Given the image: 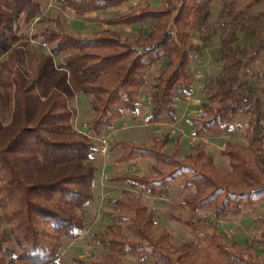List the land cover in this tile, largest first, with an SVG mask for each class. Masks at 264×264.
Returning a JSON list of instances; mask_svg holds the SVG:
<instances>
[{
    "label": "trees",
    "instance_id": "obj_1",
    "mask_svg": "<svg viewBox=\"0 0 264 264\" xmlns=\"http://www.w3.org/2000/svg\"><path fill=\"white\" fill-rule=\"evenodd\" d=\"M129 1L59 0L63 10L76 14ZM212 2L137 3L102 20L110 26L149 24L145 37L130 41L108 29L88 37L68 34L60 18L40 19L43 0H0V264H55L66 239L77 240L85 231L98 146L73 126L69 101L75 92L68 74L91 97L88 132L100 137L125 116H136L138 95L160 62L145 123L171 125L175 102L194 87L189 66L202 51L195 40L207 44L215 34L221 67L202 88L204 115L191 119L194 136L230 134L236 117L244 114L246 143L227 141L221 155L228 168H221L203 143L180 159L179 140L166 153L167 135L149 145L112 142L110 149L120 153L115 162L148 160L150 172H116L109 179L128 189L109 198V224L91 236L103 253L72 262L125 264L130 255L150 258L152 264H264L251 246L225 243L216 224L196 218L208 211L216 220L239 217L264 203V0H223L215 22L209 21ZM35 20V32L28 35ZM177 180L184 195L176 207L186 217L172 218L188 229L189 239L175 244L143 197H166ZM259 223L258 238L264 240V217Z\"/></svg>",
    "mask_w": 264,
    "mask_h": 264
},
{
    "label": "rangeland",
    "instance_id": "obj_2",
    "mask_svg": "<svg viewBox=\"0 0 264 264\" xmlns=\"http://www.w3.org/2000/svg\"><path fill=\"white\" fill-rule=\"evenodd\" d=\"M222 1L223 0H213L209 15L210 22H215L220 18ZM145 2H150L153 5H159L161 0H133L131 4H144ZM126 7L128 8V5H126ZM121 13H123L122 10L108 14H105L104 11H102L97 15L76 14L70 10H63L59 0H43V13L40 16V19L45 20L46 18L58 17L68 34L74 35L79 33L84 37H88L91 33L105 28L101 20L117 17L122 15ZM37 24V20L32 22L31 26L27 30L28 35L35 32ZM117 27L118 28L115 30H117L123 38L130 41H136L145 37L149 24L125 28L123 26ZM195 43L202 47V51L200 55L192 57V61L189 66V72L194 80L192 94L189 97L180 95L178 101L175 102V105H178L180 101L178 107L175 108L177 120L176 126L167 127L165 129V133H172L175 136V138L172 139L173 142H175V140L179 137L180 159L189 153L195 144L203 143L213 158L214 163L218 167L228 168V160L221 155V149H223V145H225L224 143L227 141L237 142L239 144L246 143L243 126H245L248 116L244 114L238 115L232 132L230 134H223V138L218 141L210 139H208V141L207 139L204 140V137L197 138L194 136V127L191 124V119L200 116V105L205 102L202 88L207 83L208 78L215 76L221 67L220 63L217 61L219 34H215L211 41L207 44H201L197 40H195ZM35 46L37 51L42 50L38 45ZM198 61H201V65L197 64ZM56 62H58V58L56 59ZM162 67V63H157L153 70L149 72L147 78L150 79L154 71L159 72ZM68 75L70 84L75 92V96L69 101V105L74 114L78 115L77 125L81 127L82 121L88 120V107L90 109V113L92 114L90 103L87 102V99L90 101L91 97L78 90L76 77L72 76L70 73ZM251 88L255 92L257 91V86L252 85ZM140 120L141 119H139V122L136 124V127L143 126V121ZM121 121L122 119L118 121V124ZM131 122L132 120H130L129 124H131ZM77 129H79L77 131L81 133L86 132L84 125ZM134 132L137 134L144 133L146 131L136 128ZM149 134L153 136L157 135L156 130H152ZM127 135V132H121L119 136L123 137L125 140H129L130 138ZM167 152H169V150ZM114 155V151L108 153L107 159L112 161ZM95 164L97 166L96 162ZM98 169L99 171L95 176L92 189L93 200L85 206V231L80 239L72 241L66 239V242L61 250L60 257L55 264H73V259L90 260L94 256L103 253L100 246L92 243L91 236L92 234L103 232L105 226L109 224L107 213L113 210L109 198H115L109 196L110 193H118V187L122 185V183H120V185L115 183L110 184L107 176L105 178L102 176L104 173L102 168L99 167ZM128 169L127 173L130 172V168ZM115 186H117L116 189H114ZM126 189H128L127 185ZM183 195L184 192L182 190L181 182L177 180L171 185L166 197H159V199H149V197H143V203L150 209L156 223L162 224L168 229L171 233L172 242L175 244L189 239L188 229L177 223L172 218V216L186 217L185 212L179 211L176 207V203L183 198ZM261 217H264V203L256 208L250 209L239 217L230 216L226 219L216 220L213 214L209 211L196 216V218H205L209 222L216 224L219 228L220 234L225 239V243H228L229 241H236L242 246H251L256 255L264 257V240H259L258 238V232L260 229L259 218ZM148 259H145L144 261L137 260L134 264H152L151 259Z\"/></svg>",
    "mask_w": 264,
    "mask_h": 264
},
{
    "label": "crops",
    "instance_id": "obj_3",
    "mask_svg": "<svg viewBox=\"0 0 264 264\" xmlns=\"http://www.w3.org/2000/svg\"><path fill=\"white\" fill-rule=\"evenodd\" d=\"M133 0L129 1V2H126L124 4H122L121 6L119 7H116V8H112V9H108L106 11H104L105 14H108V13H114L116 11H123V13H121L122 15L125 14L128 10V8L132 5ZM126 5H128V8L126 7ZM98 13H101V12H95V13H87V15H97ZM120 16V15H119ZM118 17V16H117ZM113 18H116V17H113ZM113 18H106L107 19H113ZM105 20V19H104ZM102 22V20H101ZM105 28H102L101 30H104V29H108L110 31H115V32H118L117 29L118 27L117 26H111L110 25H107V24H104L102 23ZM125 28V27H124ZM101 30H98V31H101ZM119 33V32H118ZM120 34V33H119ZM121 35V34H120ZM153 70V69H152ZM158 72L154 71L152 77L150 79H148L147 81V85L144 86L142 89H141V92L140 94L138 95V107H137V113H136V116L135 117H131V116H125L124 118H122V121L118 124V121L116 122L115 126H114V129L113 130H104L101 132L100 136L101 137H106L107 140H108V143H109V150H108V153L114 151L115 152V155L113 156L112 158V161L111 160H108L107 159V155L108 153L106 154V156L104 158H101L98 156V153L96 154V158H95V161H94V164L95 162L97 163V166L95 164V167L97 168V173L99 171V167L102 168V170L104 171L103 173V177L105 178L107 176L108 180L116 173V172H125L127 173V170H129L128 168H130V172L128 173H132V174H138V173H141V174H144V175H148L149 172H150V166H151V162L148 161V160H144V161H138V162H133V163H117L115 162V159L116 157L120 154L119 153V150L118 149H110V144L114 141H120V140H125L123 139V137H120V133L121 132H127V136L130 138L128 141H133V142H136V143H143V144H151L153 139H156V138H160L161 136L163 135H167L168 136V139H169V144L168 146L166 147V152L169 150V152L167 153H170L172 151V148H173V145L175 144V142L177 140H179V137L175 140V142L172 141V139L175 138V136L172 134V133H165V129L167 127H175L176 126V122L177 120L171 124V125H149V124H146L145 123V120L146 118L149 116L150 114V110H151V105H152V100H151V89H150V86L151 84L153 83V80L155 78V76L157 75ZM151 83H150V82ZM192 94V93H191ZM190 94V95H191ZM190 95H183L184 97H189ZM87 102H89V100L87 99ZM180 104V101L178 103V105ZM178 105H175V108L178 107ZM200 108H201V105H200ZM87 118L88 120H85V121H82V125H88L91 118H92V114L90 113V109L88 107V111H87ZM77 113V112H76ZM139 119H141L143 121V126L142 127H136V124L139 122ZM130 120H132L131 124H129ZM140 120V121H141ZM78 123V115L75 114V118H74V122H73V126L76 130H79L77 128H81L77 125ZM135 125V126H133ZM141 129V130H144L146 132L144 133H135L134 130L135 129ZM152 130H156V133L157 135H151L149 134ZM141 136H140V135ZM117 137V138H116ZM127 137V138H128ZM216 137V136H214ZM212 136H207V137H204L203 139H210V140H216L218 141L219 139L223 138V135L221 136H217L216 138H214ZM209 141V140H208ZM179 142V141H178ZM225 144V143H224ZM171 147V148H169ZM224 147V145H223ZM222 150V149H221ZM179 154H180V151H179ZM188 154V153H187ZM186 154V155H187ZM185 155V156H186ZM179 158H180V155H179ZM102 171V172H103ZM137 171V172H136ZM96 173V174H97ZM107 173V174H106ZM106 174V175H105ZM111 184V182H109ZM120 185V184H119ZM117 186H115L114 189H116ZM122 189H126V185L122 183V185H120L118 187V193H110V196L109 197H118L117 195H119V192L120 190ZM149 199H159V197L157 198H149ZM161 199V198H160ZM166 199V198H165ZM159 201V200H157ZM156 202V201H155ZM177 204V203H176ZM82 237V236H81ZM80 239V238H79ZM138 259L134 256H126L124 258V263L125 264H134L135 261H137Z\"/></svg>",
    "mask_w": 264,
    "mask_h": 264
},
{
    "label": "built area",
    "instance_id": "obj_4",
    "mask_svg": "<svg viewBox=\"0 0 264 264\" xmlns=\"http://www.w3.org/2000/svg\"><path fill=\"white\" fill-rule=\"evenodd\" d=\"M152 100V97H151ZM204 112L201 110L200 111V116H203ZM84 127L86 128V132H82L84 134H86L87 136H89L92 140L95 141V143L98 146V156L101 158H104L106 156V154L108 153V148H109V143L106 137H94L92 136L89 132H88V125H84Z\"/></svg>",
    "mask_w": 264,
    "mask_h": 264
}]
</instances>
